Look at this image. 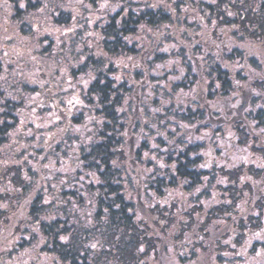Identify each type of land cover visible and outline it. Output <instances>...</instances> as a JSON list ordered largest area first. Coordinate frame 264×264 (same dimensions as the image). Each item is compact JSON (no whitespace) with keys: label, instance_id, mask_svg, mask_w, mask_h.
<instances>
[{"label":"trees","instance_id":"1","mask_svg":"<svg viewBox=\"0 0 264 264\" xmlns=\"http://www.w3.org/2000/svg\"><path fill=\"white\" fill-rule=\"evenodd\" d=\"M203 11L212 30L185 26L200 39L181 33L184 43L163 41L147 61L148 44L131 45L118 80L114 65L91 78L86 150L62 158L36 144L29 181L0 169V264H215L264 229V170L232 153L248 148L264 162V0H215ZM121 44L101 41L110 53ZM169 59L173 68L151 76L154 60L165 68ZM240 98L254 115L245 122L234 118ZM62 160L81 170L62 172Z\"/></svg>","mask_w":264,"mask_h":264},{"label":"rangeland","instance_id":"2","mask_svg":"<svg viewBox=\"0 0 264 264\" xmlns=\"http://www.w3.org/2000/svg\"><path fill=\"white\" fill-rule=\"evenodd\" d=\"M144 1L147 0H96L95 3L98 9L114 8L111 12L115 13L122 2ZM165 1L159 4L163 11L171 14L167 21L163 20L156 27L141 24L138 34L135 31L126 37V49H115L110 53L101 48L95 38L96 28L102 26L101 22H97V16L102 14L100 10L98 13L91 11L93 0H0V122L5 118L8 120L7 135L0 143V169L10 167L5 168L9 178L19 171L25 181L33 178V174H29V167L33 166L34 159L32 163L25 160L36 144L41 146L45 142V146H41L45 153L52 152L62 158L76 152L80 146L86 150L92 144L94 123L89 118L93 115V106L87 99L90 80L100 70L104 71L107 65L117 67L119 74L114 77L118 80L128 64L132 63L129 46L141 43L143 38L147 46V40L151 41L159 34L167 35L166 38L172 43H184L179 35L187 33L184 22L186 18L187 22H192L193 18L186 16L192 9L186 11L183 6L180 11L175 7L174 11V6ZM194 2L190 4L199 13L203 11V6L215 0ZM141 7L144 9V6ZM193 25L205 27L197 22ZM212 29L213 25H210ZM102 30L98 34L101 41L104 38ZM187 39L192 40V37L187 35ZM90 54L97 59L103 58L105 66L100 68L96 65ZM149 59L146 56L144 60ZM175 62L176 59L167 60L165 68H159L162 62L157 63V69H153L157 72L151 73V76H162L166 70L173 68ZM142 101L148 104L149 99L142 97ZM71 116L72 122L69 119ZM232 153L239 155V159L246 163H252L254 168L264 170L262 157L255 156L248 148H237ZM252 157L256 158L252 160ZM219 164L226 165L225 162ZM61 165H64L62 172L67 174L74 169L81 170L71 160H62ZM207 167L210 169L209 162ZM56 173L57 167H49L47 179L53 180ZM2 177L7 178L5 174ZM258 190L262 192L263 188L258 187ZM219 193L220 200H223L221 191L216 195ZM261 204L264 206V201ZM229 240L231 237H224L222 243ZM254 243L260 246L254 252L247 253ZM245 245L246 249L237 248L223 254L215 264H264V229L257 236L250 235ZM193 262L196 263L195 258L188 264Z\"/></svg>","mask_w":264,"mask_h":264},{"label":"flooded vegetation","instance_id":"3","mask_svg":"<svg viewBox=\"0 0 264 264\" xmlns=\"http://www.w3.org/2000/svg\"><path fill=\"white\" fill-rule=\"evenodd\" d=\"M162 0H147L143 2H122V4L120 5V7H118L117 11L115 13H112L111 11L114 10V8L112 9H108L106 8H102L101 10L98 9L99 6H97L96 0H93V4L91 6V11H95L96 13H98L97 11L100 10L102 16H97V22H101L102 26L96 28V34H95V38L96 41H99V46L101 48H104L101 46V40L98 39V34L101 32L102 28L105 27H110L112 33L111 34H107L105 35V32H107L106 28L102 30L104 38L102 39V41L107 40L109 42H115V41H122L126 44V37H129V23L132 22L134 25V30L137 32V34L140 32V28H138V26H140L141 24H150L154 27H156L158 24H160L163 20L167 21L171 14L168 12H165L162 10L161 8V4H159V2ZM165 2L170 3V5L174 6V11H176V8L180 11L181 7L184 6V8L186 9V11L189 10V8L192 9L190 14H186V16H189L192 19V22H187V18H186V22L185 26H190L191 28H193L192 24L194 22L200 23V24H207V25H211V20L209 18V14L206 11H200L199 13H196L193 10V7L191 6L190 2H194V0H189V2H185L183 0H166ZM195 3V2H194ZM144 6V9L141 7ZM97 8V9H96ZM204 8V6L202 7V9ZM168 18V19H167ZM66 20L64 19L63 22H65ZM175 23V22H174ZM201 25V26H202ZM200 27V26H199ZM162 34V33H161ZM187 35H190L191 37H193L194 39H200L199 34L196 35H192L190 34V31H187L186 33ZM167 36V35H166ZM166 36H161L160 34L158 36H154L152 37V40L149 41L147 40L148 43V48L149 50L147 51V55L149 58L151 57V55L155 54L156 51H158V54H161L162 51L164 50L165 46L164 44H162L163 41H170L169 39L166 38ZM165 43V42H164ZM134 48L139 49L141 47L143 48V52H145V40L144 38L142 39V42L139 44H134L133 45ZM115 49H118L119 51H123L124 49H126V45L122 47L121 46H116ZM115 49L113 51H115ZM106 50V49H105ZM130 50V46L128 47V51ZM134 50V49H133ZM145 53H143L144 55ZM161 63L160 60L156 61L154 60V63ZM136 65H141L137 64ZM135 66V63H134ZM143 67V65H142ZM159 68H162L161 66ZM250 98H240L239 101L237 102V109H236V114L234 115L235 119H238V121H242L245 122L246 118H252L254 117V115L248 114L247 110H248V102H249ZM12 116V114H11ZM7 120V119H6ZM258 134H256L257 136ZM220 136V135H218ZM221 137V136H220ZM224 139H222V147L224 146L223 144Z\"/></svg>","mask_w":264,"mask_h":264}]
</instances>
